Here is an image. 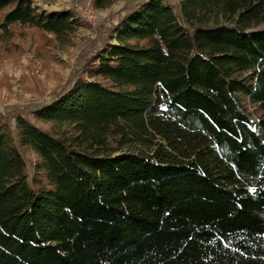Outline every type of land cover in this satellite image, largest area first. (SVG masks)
I'll use <instances>...</instances> for the list:
<instances>
[{"label":"trees","instance_id":"1","mask_svg":"<svg viewBox=\"0 0 264 264\" xmlns=\"http://www.w3.org/2000/svg\"><path fill=\"white\" fill-rule=\"evenodd\" d=\"M181 16L152 0L124 17L35 113L53 132L0 125V264H264V0ZM15 26L63 41L81 25L0 0Z\"/></svg>","mask_w":264,"mask_h":264},{"label":"rangeland","instance_id":"2","mask_svg":"<svg viewBox=\"0 0 264 264\" xmlns=\"http://www.w3.org/2000/svg\"><path fill=\"white\" fill-rule=\"evenodd\" d=\"M31 1L47 14H71L81 26L63 41L21 26L12 27L9 37L0 30V125L15 129L23 117L53 132L35 113L70 91L124 17L152 0H118L103 10L95 8L96 0ZM162 1L183 23L182 0ZM22 153L33 174L37 156L26 149Z\"/></svg>","mask_w":264,"mask_h":264}]
</instances>
